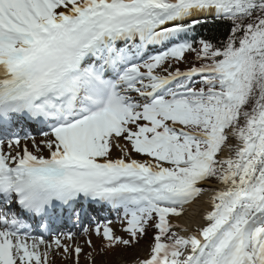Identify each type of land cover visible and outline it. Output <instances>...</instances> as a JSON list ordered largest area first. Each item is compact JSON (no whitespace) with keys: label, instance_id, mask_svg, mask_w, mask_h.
I'll return each instance as SVG.
<instances>
[{"label":"snow or ice","instance_id":"6c2138e0","mask_svg":"<svg viewBox=\"0 0 264 264\" xmlns=\"http://www.w3.org/2000/svg\"><path fill=\"white\" fill-rule=\"evenodd\" d=\"M204 185L189 231L172 218ZM93 204L126 235L85 227L104 241L90 262L151 228L134 264H264V0H0V264L51 249L80 264L75 233L28 221L48 231Z\"/></svg>","mask_w":264,"mask_h":264},{"label":"rangeland","instance_id":"374dc122","mask_svg":"<svg viewBox=\"0 0 264 264\" xmlns=\"http://www.w3.org/2000/svg\"><path fill=\"white\" fill-rule=\"evenodd\" d=\"M181 69H183V68H181ZM232 143H234V141H232ZM29 147L32 149V145H31L30 141H29ZM46 154H47V152H46ZM111 154H112L113 158H117L121 155V150L117 147H113L111 149ZM133 158H135V156H133ZM140 160H144V159H140ZM207 187L208 186H204L205 190H207L206 189ZM119 220H120V218H117L116 220L111 222L110 227H112L114 229L116 234L125 235V233L122 231V229L124 228L126 222L122 223ZM97 223H99L101 225L103 224L100 222H95V223L91 224L90 226L95 227ZM83 229L84 228L79 229V232H83ZM174 230L179 231L178 229H174ZM79 232L76 233V235H75L76 237L79 236ZM33 236H36V235H33ZM81 238H82L81 239V241H82L81 247L84 249V251L80 255V264H101V261H103V260H107L108 264H124V263H128V262L131 264H134V262L138 258H145L148 255L149 245L152 243V239H150V240L144 239L141 242L140 246H138V247L116 248V249L110 250L106 257L99 255V253L97 251L96 255H95V260L90 262L87 258V253L93 252L94 249L98 250L99 248H101L104 244V241H103L102 237H98L94 233H92L91 239L93 241L94 248H89L87 246V244H85V240L88 239L89 237L86 235H84V236L81 235ZM61 253H62V250H59L58 253L57 252L53 253L52 260L50 261L49 264H60V263H62V264H74V260L72 257L65 258Z\"/></svg>","mask_w":264,"mask_h":264},{"label":"bare ground","instance_id":"6f19581e","mask_svg":"<svg viewBox=\"0 0 264 264\" xmlns=\"http://www.w3.org/2000/svg\"><path fill=\"white\" fill-rule=\"evenodd\" d=\"M24 126H21L20 128H22ZM19 127H17L16 131H19L18 129ZM37 140L40 139V137H36ZM6 150V149H5ZM210 190L209 187L207 188V190H205L204 194L198 198H196L195 200H193L190 204L186 205V211L185 213L179 217V218H175L173 217V221L183 224L185 228H187L189 231L196 229L198 226L202 225L204 223L203 220V216L204 214L210 210V205L208 203L209 200V195H210ZM75 219V217H73V219H69L66 220V222H73ZM64 220H59L56 222H63ZM68 225V224H66ZM180 231V229H178ZM182 234H186V233H182ZM53 238H49L46 239L48 241H51ZM80 239V238H79ZM80 241V240H79ZM66 243H68V241H65ZM82 246V245H81ZM43 246H41V251H43ZM55 252H59V250L56 249H51L50 250V261L52 260V255ZM62 264V263H60Z\"/></svg>","mask_w":264,"mask_h":264},{"label":"trees","instance_id":"16d2710c","mask_svg":"<svg viewBox=\"0 0 264 264\" xmlns=\"http://www.w3.org/2000/svg\"><path fill=\"white\" fill-rule=\"evenodd\" d=\"M203 34H205V35H207L208 33H207V30H205V29H201L200 30ZM218 37L219 38H221V39H223L224 38V36L223 35H221V34H218Z\"/></svg>","mask_w":264,"mask_h":264}]
</instances>
